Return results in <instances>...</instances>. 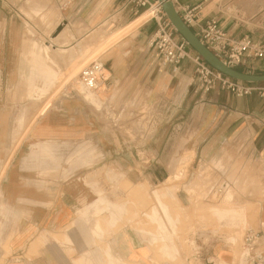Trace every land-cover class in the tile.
I'll list each match as a JSON object with an SVG mask.
<instances>
[{"label": "crops", "instance_id": "crops-1", "mask_svg": "<svg viewBox=\"0 0 264 264\" xmlns=\"http://www.w3.org/2000/svg\"><path fill=\"white\" fill-rule=\"evenodd\" d=\"M66 1L70 6L64 13ZM126 1L0 0V100L9 93L3 85L9 82L14 89L20 83L27 87L30 82L31 65L27 52L32 44L42 43L24 38L27 24L42 36L46 49L49 48L46 36L50 34L52 37L60 21L72 23L80 20L82 34L74 32L71 42L78 51L79 43L84 39L88 41V30L95 28L97 19L114 15L118 23L127 26L144 13L145 8L132 10L124 7ZM177 3H200L202 17L215 16L233 37L249 34L254 41L264 43V0H177ZM246 4L251 5L254 11L242 16ZM58 13L62 15L60 20ZM47 14L54 15L49 24ZM31 18L38 19L39 27L30 21ZM48 26L51 29L47 32ZM133 29L104 50L99 59L109 76L106 86L111 89L112 98L118 102L119 115H124L121 127L125 134L120 136L118 144L121 143L126 150L133 149L136 159L134 161L125 154L123 159L118 158L114 162H137L140 166L134 168L135 178L130 177L129 180L141 176L150 181L160 179V171L155 168L159 164L217 163V148L221 143L243 133L248 135L251 155L264 172V95L252 93L236 97L217 86L208 92L198 90L192 83L193 64L189 60L182 61L175 73L168 67L161 70L156 67L148 51L156 29L153 20L146 18ZM235 68L247 73L264 74V58L246 59ZM259 84L264 85V82ZM46 94L37 98L40 101L46 99ZM100 94L101 90L98 93L87 92L83 98L98 103ZM81 98H63L57 107H47L27 125L22 114L23 123L19 128L14 118L11 123H5L0 118V157H6L7 164L0 190L8 211L13 213L15 219L9 234L12 255L27 247L37 232L58 233L73 224L77 228H88L87 223L94 215L91 207L99 196L104 197L110 192L109 188H96L95 179L99 172L103 173V178H110L111 133L105 126L96 124L95 104L85 103ZM132 113L137 120L129 119ZM173 115H182V124L177 128L169 124L164 129L163 120L169 122ZM144 120L138 127V121ZM14 131L16 133L13 135ZM128 132L132 135H128ZM176 133L181 134L178 147L187 149L188 156H165L164 151H169L171 142H174L172 150L176 147ZM139 152L147 154L146 159L138 155ZM181 158L184 160L181 161ZM153 166L155 170H152ZM104 200L110 203L105 197ZM84 210H87L86 219L80 214ZM215 210L220 215L232 211ZM238 212L232 215L243 223V213ZM94 223L95 220L92 226ZM262 225L264 200L259 203L256 229ZM207 232H200L196 240V250L200 254L198 258L203 260L202 264L206 257L217 264H242L241 256L239 259L236 257L238 246L232 233L228 236ZM93 238L91 233H88L86 240L76 235L72 236L70 242L74 246L79 241L84 245L94 242ZM59 242L48 236L42 255L27 257L23 264H60L57 256L61 253ZM119 245L117 255L127 261V242L122 239ZM77 249L80 256L86 252L96 264L99 257L93 250L90 251L89 246L85 251L84 246Z\"/></svg>", "mask_w": 264, "mask_h": 264}, {"label": "rangeland", "instance_id": "rangeland-1", "mask_svg": "<svg viewBox=\"0 0 264 264\" xmlns=\"http://www.w3.org/2000/svg\"><path fill=\"white\" fill-rule=\"evenodd\" d=\"M69 6L70 4H67L66 1L63 5L64 13L69 10ZM253 11L252 6L246 4V10L242 16H247ZM58 16V20H60L62 15L58 13ZM144 17L141 20H136L137 22L132 23L128 29L123 30L120 37L123 38L130 33L149 16ZM53 19V14L46 15L48 24ZM30 21L39 27L38 19L31 18ZM67 23L71 31L77 32L73 27V22L69 23L68 21ZM99 25L102 26L98 27ZM75 26L78 29L81 28L80 32L83 29L80 20L76 21ZM122 26H125V23L122 25L118 23L117 17L114 15L105 19H97L96 28L89 35L88 41L84 39L79 43V52L74 47V49L60 51L57 54L55 47L49 44L51 35L47 34L46 36V45L49 48L45 49L42 36L27 24L24 38H30L31 42L37 40L42 45L34 43L27 52L29 53L27 60L31 65V78L27 87L24 83L15 85L14 89L9 82L3 85L9 90V93L3 98L1 97L0 118L5 123H11L14 118L19 128L23 123V117L27 125L33 122L35 116L43 113L47 107H57L63 98L76 99L80 94L83 96L84 92L78 82V74L75 79L67 81L66 73H68L71 63L78 60V55L82 52L92 53L88 62L86 61L87 64L94 59H100L101 52L109 48L116 38L104 46L99 45L100 42L104 40L106 34ZM50 29L51 26H48L46 31L48 32ZM104 73L107 75L106 71ZM109 89L106 85H101L96 91L98 93L101 90L98 103L81 99L85 103L95 104L96 124L105 126L111 133L112 163L108 167L110 178H103V173L99 172L95 179L96 188L110 189L108 195L104 196L110 203L106 202L103 196L98 197L91 207L94 215L87 223V225L89 224L88 228L86 226L77 228L73 224L58 233L37 232L27 247L18 254L12 255L9 234L13 230L15 219L13 213L8 211L0 190V264H23L27 257L42 255L48 236L60 241L58 245L62 254H57L60 264H93L86 252L80 256L77 248L81 249L83 246L84 251L89 246L90 251L93 250L98 255L96 264H202L203 260L198 258L200 254L196 250V240H198L200 232L205 231L212 235L230 236L232 233L238 246L236 257L239 259L242 253L243 233L247 228H257L258 207L260 201L264 200V172L261 165L256 163V159L251 155L248 148V135L243 133L241 136H234L223 141L217 148L219 150L217 163L159 164L155 165V168L160 171V179L150 181L144 176L141 178L138 175L139 179L130 181V177L135 178L134 168L138 169L140 166L137 162L126 164L114 162V160L124 157L125 154L134 161L136 159L134 151L132 152L133 149L126 150L121 146V143H119L120 146H117L120 136L125 134L121 127L124 115H119L118 102L112 98V91ZM79 92L80 94H78ZM45 93H47L46 99L43 98L40 101L37 97ZM133 114L129 119L135 121L137 119H134ZM144 122L145 120L138 121V127ZM181 122L182 115H173L169 122L164 119L162 125L164 129L168 128L169 124H173L177 128L182 124ZM15 133V131L12 132L13 135ZM128 135H132V133L128 132ZM175 135L176 147L172 150L174 142H171L169 151H164L165 156H188L187 149L183 150L178 147L181 134L176 133ZM114 139L115 141H113ZM138 155H142L143 159L147 157L145 153L140 154L139 152ZM5 159L6 157H0V184L7 166ZM183 160L184 158H181V161ZM155 168L153 166L152 170ZM215 209H231L232 211H226L225 214L220 215ZM238 211L243 213V223L232 215ZM80 214L86 219L87 210L81 211ZM93 220L95 223L92 226ZM235 223L237 225H234ZM88 233L94 237V242L83 245L79 241L75 246L71 244L72 236L78 235L79 239L81 236L86 240ZM120 236L122 237L120 238ZM122 239L127 242L128 246L127 261L121 260L117 255L120 247L119 241ZM77 257L79 258L76 259Z\"/></svg>", "mask_w": 264, "mask_h": 264}, {"label": "built area", "instance_id": "built-area-1", "mask_svg": "<svg viewBox=\"0 0 264 264\" xmlns=\"http://www.w3.org/2000/svg\"><path fill=\"white\" fill-rule=\"evenodd\" d=\"M183 22L193 31L198 39L217 57L232 67L242 64L246 59H263L264 43L254 41L249 34L233 37L213 17H202L201 4H179L172 0ZM124 7L132 10L152 8L149 19L155 22V32L148 51L156 67L169 68L175 73L180 63L189 60L193 64L192 83L202 92H208L215 86L236 97L257 93L264 95V85L243 82L230 78L209 66L174 30L161 10L157 0H127ZM104 64L97 58L84 65L78 73V82L88 91H97L101 85H107L109 76L105 75ZM264 225L259 229L247 228L242 236V264H264ZM204 264H217L206 257Z\"/></svg>", "mask_w": 264, "mask_h": 264}, {"label": "water", "instance_id": "water-1", "mask_svg": "<svg viewBox=\"0 0 264 264\" xmlns=\"http://www.w3.org/2000/svg\"><path fill=\"white\" fill-rule=\"evenodd\" d=\"M160 3L161 10L166 15L167 19L173 26L178 35L185 40L190 48L197 53L209 66L219 71L220 73L243 82L259 83L264 82V74H252L240 71L235 67L230 66L222 59L217 57L209 50L193 33V31L183 22L178 11L175 8L172 0H157ZM61 29V25L55 28L52 37Z\"/></svg>", "mask_w": 264, "mask_h": 264}, {"label": "bare ground", "instance_id": "bare-ground-1", "mask_svg": "<svg viewBox=\"0 0 264 264\" xmlns=\"http://www.w3.org/2000/svg\"><path fill=\"white\" fill-rule=\"evenodd\" d=\"M153 9H154V7H152V8H148V9H145L146 11H145V13H143L138 19H136L137 21L140 19H142V17L143 16H145V17H147V16H151L152 15V13H153ZM144 17V18H145ZM148 17V18H149ZM135 20V21H136ZM135 21H133V22H131V23H129L127 26H125V28H119V29H117V30H114V31H112L111 33H109V34H107L106 35V37L105 38H103L104 40H102V42H100V44L99 45H106L107 43H109L110 41H112L113 39H115L110 45L112 46L114 43H116L118 40H119V38H120V34L122 33V31L123 30H126V29H128L129 27H130V25L132 24V23H135ZM136 21V22H137ZM75 23H76V21L75 22H73V27H74V29H75V31H77V33L79 34L80 33V29L81 28H79L78 29V27L77 26H75ZM102 24V23H101ZM58 25H61V29L59 30V32L56 34V36L55 37H50V39H49V44H50V46H52V47H55V49H56V52H57V54L60 52V51H62V50H67V49H71V48H73L74 49V46L71 44V42H72V40H73V34H74V32L73 31H71L70 30V28H69V24L66 22V21H62V22H60ZM101 25H99L98 27H100ZM96 28V27H95ZM95 28H90L88 31H89V35L91 34V33H93L94 32V30H95ZM55 29V28H54ZM86 30V31H87ZM82 31V30H81ZM85 31V32H86ZM85 32H83V36H84V34H85ZM115 33H117V34H115ZM76 34V33H75ZM80 34H82V33H80ZM87 34V33H86ZM88 35V34H87ZM88 35V36H89ZM86 37V36H85ZM84 38V37H83ZM101 39V38H100ZM86 40V39H85ZM87 41V40H86ZM74 42H76V41H74ZM79 42V41H78ZM86 43V42H85ZM99 43V42H98ZM77 45V44H76ZM90 45V44H89ZM88 46V45H87ZM57 48H60V49H62V50H60V49H57ZM82 50V49H81ZM89 51V50H88ZM71 52V51H70ZM79 52V51H78ZM101 53H103V52H101ZM91 54L92 53H84V52H82V53H80L79 55H78V60H76V61H73L72 63H71V66H70V68H69V70H68V73H66V78H67V81H69V80H73V79H75L76 78V75L78 74V72L80 71V67L82 66V65H84V64H87V60L91 57ZM99 54V53H98ZM98 54H96V55H98ZM61 55V54H60ZM95 55V56H96ZM91 60V59H90ZM89 60V61H90ZM87 61V62H86ZM105 72V71H104ZM107 74V73H106ZM107 76V75H106ZM61 81V80H60ZM62 83V82H61ZM60 83V84H61ZM64 83V82H63ZM65 83H66V81H65ZM82 86V85H81ZM82 88H83V92H84V95L87 93V92H92V91H88V90H86L83 86H82ZM78 94H80V92L78 93ZM83 95V96H84ZM80 96L82 97V99H83V96L80 94ZM85 99V98H84ZM48 103V102H47ZM140 206V205H139Z\"/></svg>", "mask_w": 264, "mask_h": 264}]
</instances>
